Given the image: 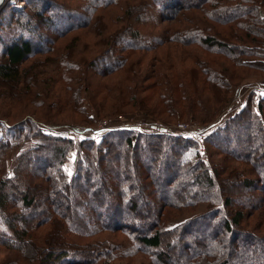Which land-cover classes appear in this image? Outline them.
I'll use <instances>...</instances> for the list:
<instances>
[{"label": "trees", "instance_id": "16d2710c", "mask_svg": "<svg viewBox=\"0 0 264 264\" xmlns=\"http://www.w3.org/2000/svg\"><path fill=\"white\" fill-rule=\"evenodd\" d=\"M23 1L25 6L7 0L0 9L1 95L20 89L18 85L23 84L25 78H30L28 85L34 82L36 67L48 60L47 56L33 58V53L48 55L56 50L60 56V51L62 54L66 50L56 45L58 37L81 27L101 34L109 25L117 27L120 22L125 24L121 37L127 39L119 55L125 49L138 47L156 52L159 45L170 40L196 39L205 47L218 48L230 61L224 64L226 74L202 59L189 70L191 76L204 74L212 84L222 87V92L211 88L214 100L224 102L227 99L224 94H234L239 89L238 84L224 76H233L242 68L264 70V0H137L135 4L136 0H80L81 9L60 8L73 12L69 17H75V11L80 10L81 16L63 27H59L60 22L50 26L54 32L52 37L44 34L41 27L54 24L50 16H59L56 12L50 13L53 2ZM186 11V19L192 24H164L165 20H173ZM148 13L150 18H144ZM145 23L154 26L150 35L155 44L151 46L142 44L145 36L140 29ZM222 26L230 36L240 34L239 43L223 38ZM40 38L44 39V45L37 44ZM120 59L101 66L102 75L118 67L128 69L123 56ZM64 63L57 59L55 67H65ZM164 80L169 86L178 83ZM25 90L29 92L30 86ZM179 92L186 96V89L180 88ZM31 93L29 96L36 97ZM164 93L165 106L169 109L175 102L174 92L168 89ZM87 99L90 102L88 96ZM191 101L194 103L197 99ZM245 101L238 112L203 138V143L191 141L165 127L151 131L116 128L102 132L97 140H74L46 132L39 125L51 123L30 116L0 125L3 126L0 160L8 149L26 146L18 153L12 174L0 177V244L18 249L30 264H57L59 260L63 264H110L118 256V248L125 244L131 256L146 252L150 264H229L233 259L230 257L240 251L234 264H264V197L256 204L249 205L243 200L235 203L238 198H244L240 191L239 195L232 196L238 190L234 192L224 181L226 175L236 177L240 170L237 164H247V169H242L245 178L238 186L252 185L264 192V95L251 91ZM78 102V91L74 90L71 98L67 95L59 104L81 112L83 107H79ZM205 122L210 123L205 129L215 126V122ZM238 131L237 140L232 134ZM201 144L205 146L204 151L200 150ZM73 149L76 151L74 170L68 174L63 163ZM160 157L159 171L153 172L154 163ZM126 158L136 163L139 160L141 169L137 171L132 165L127 168L132 162ZM211 158L216 159V163H212ZM35 161H39V165L33 167L36 171L32 173L34 169L30 171L29 165L34 163L35 166ZM28 172L34 175V180L26 181ZM152 174L164 175L161 184L151 186L147 182L146 178ZM15 185L21 191L20 198L14 201L17 208H8L10 189ZM52 188L56 196H66L67 191L74 188L75 196L68 206L70 211L67 204L55 207L40 202L37 211L29 212L41 193ZM145 191L158 199L153 212L144 210L142 195ZM101 199H104L102 203ZM201 203L205 205L204 210L196 212ZM248 205V211L244 212ZM187 211L192 215L168 224ZM123 212L128 215L125 217ZM46 222L51 223L48 231L37 232ZM99 233L113 236L119 233L123 240L115 246L107 236L98 237ZM166 233H171V238L163 241ZM239 235L245 238L244 245L238 244ZM188 237L189 244L186 243Z\"/></svg>", "mask_w": 264, "mask_h": 264}, {"label": "rangeland", "instance_id": "374dc122", "mask_svg": "<svg viewBox=\"0 0 264 264\" xmlns=\"http://www.w3.org/2000/svg\"><path fill=\"white\" fill-rule=\"evenodd\" d=\"M13 2L15 5L25 6L23 0H15ZM51 2H53L54 8L50 9V13L56 12L59 16L57 18L50 16L49 18H51V22L54 24L46 25L45 27H41V29L44 30V34H51L52 37L54 36V32L50 30V26H55L57 22H60L59 27H63L67 22H75L79 19L77 16H81L80 10L75 11V17H69L68 15L73 14V12H64L60 8H68L66 10L81 9L82 2L80 0H51ZM135 3H138L137 0ZM195 11L201 13L200 10ZM132 12L135 14L134 10ZM110 13L108 12L109 15ZM186 13L187 11L178 15L173 20H165L164 24L176 26L192 24L191 20L186 19ZM150 16L151 14L148 13L144 15V18H150ZM107 18V16L106 18L104 17L105 20ZM36 21L39 22V18H36ZM122 26H125L123 22H120L117 27L109 25V29L103 31L101 34H96L92 28H75L56 39L57 46H61L63 49L66 48V50L62 51V54L60 51V56H58L56 50L50 51L48 55H42L38 52L33 53V58L47 56L45 59L48 61L36 67L34 82L30 85H28L30 78L26 79L24 76V82L18 85L20 89H17V91L14 89L12 93L1 95L3 89L0 87V125H5L7 121L12 122L13 120L16 121L25 116H30L34 119L51 123L49 125H39L46 129V132L56 133L74 140L81 138L97 140L102 136V132L107 131V129L97 130V132H93V129L103 127H109L110 130L133 128L141 131H151L158 127H165L175 134H181L183 137L189 138L191 141L195 139L203 143V138H207L213 132V129L222 125L223 121L229 116L234 115L240 110L242 105L246 104L245 100L251 91H255L258 94L264 93V90L254 88V86L264 87V70L262 68L259 70L242 68L233 76H224L231 83L238 84L239 89L234 94L230 92L224 94L225 98H227L224 102H220L218 99L214 100L211 88H218L222 92V87L212 84L209 77L203 73L204 76L198 73V76L196 74L191 76L189 70L195 65L198 66L197 61L202 59L221 74H226L224 72V64L230 61L224 54L219 52L218 48L205 47L196 41V39L192 41L185 40L184 42L181 40H170L159 45L156 52L135 46L138 49H125L119 55V50L127 39H124V36L123 41L121 37L124 32ZM143 26L144 28L140 29L141 34L145 36L142 44L145 46L155 44L153 37L150 35L154 26H150V23H145ZM221 28L225 32L221 34L223 38L226 37L231 39V42L239 43L240 34L230 36L229 31L224 26ZM154 33H157V31H154ZM74 37L77 38L76 41L73 39ZM39 41L37 44L44 45V39L40 38ZM122 56L127 61L125 65L128 69H120L118 67L112 71H107L108 73H105L107 75H102L101 66L108 65V63L113 64L121 60L120 57ZM169 56L171 57L169 58ZM57 59L65 61V67H55ZM164 79H170L172 83L177 80L178 83H176V86H169ZM235 79L236 82H234ZM28 86H30V91L26 92L25 88ZM5 88L6 86H4ZM180 88L186 89V96L182 92H179ZM168 89L173 90L172 98L175 101L174 105L169 109L165 106L166 99L164 98V91ZM74 90L78 91V106L83 107V109H80L82 113L67 106L61 107L62 104H59L65 96L70 95L71 98ZM31 92L35 93L36 97L29 96V94H32ZM87 96L91 103L88 101ZM91 96L94 97L93 100L90 98ZM196 99L197 101L194 103L191 101ZM191 106L193 107L191 108ZM146 111L151 114L146 113ZM45 118L46 120H44ZM205 121L215 122V126L205 129L206 124H210ZM2 128L3 126H0V130ZM232 128H235V126L232 125ZM238 135H240L239 131L232 134L237 140ZM200 146V150L204 151L205 146L202 144ZM23 147L26 146L24 145ZM23 147H13L5 152L0 160V177L12 174L16 157ZM75 157L76 151L73 149L69 152L67 160L63 163V168L68 174H71L74 170L73 161ZM214 157L217 160L219 159L217 154H214ZM136 158L141 159V157ZM126 159L131 160L130 158ZM216 159L211 158V162L216 163ZM156 160V163H154L156 166L152 168L153 172L159 171V166L157 165L159 162L161 163V157ZM137 161L136 163L131 160L132 164L128 163L127 168L128 165H132L137 171L140 170L141 164L139 160ZM38 165L39 161H35V166L34 163H31L29 165L30 171ZM237 165L241 172L236 170L235 178H232L230 175H226L224 178L226 184L233 187L234 192L238 190L237 194L234 193L232 196L239 195L240 191L242 198H244H238L235 203H241L242 200L245 203L248 202L249 205L258 203L264 197V192L252 185L240 188L238 183L245 178V174L242 171L247 169V164L239 163ZM156 168L157 170H155ZM33 169L32 173H35L36 170L35 168ZM163 177L164 175L157 176L152 174L146 180L152 186L154 183L161 184ZM26 179V181H29V179L34 180V175L28 172ZM243 188L244 190H242ZM10 191L8 208L10 206L17 208L14 201L20 198L21 191L16 185ZM52 191L53 188L41 193V196L30 206L29 212L37 211L40 202H48V205L53 204L55 207H62L63 204H67L68 209V206L71 204V197L75 196L74 188L67 191L66 196L53 195ZM142 197L145 199L144 210L153 212L158 199L152 197L150 194H146V191ZM247 197L250 199L246 200ZM99 201L102 203L104 199ZM249 205L245 206L246 210L244 212L248 211ZM204 208V203H201L196 212H200ZM68 210L70 211V209ZM188 212L190 211L185 212L186 214L182 216L173 218L168 224L172 225L192 215V213ZM122 215L126 217L128 214L123 212ZM50 226L51 223L46 222L42 227L37 229V232L48 231ZM208 228L211 229V227ZM104 236L110 238L115 246L123 240V236L119 233L118 235L114 234V236L110 233H99L98 235V237ZM170 238L171 233H166L163 234L162 240L165 241ZM86 239L81 238V240ZM189 239L190 237L187 239V244H189ZM237 240L238 244L244 245L245 238L243 235H239ZM180 246L183 247L181 244ZM127 247L128 245L125 244L121 248H118V256L110 264H150V259L146 252H138L131 256L128 254L129 249ZM254 248L257 247L254 246ZM28 253L31 254V250ZM240 254L241 251L235 252L234 256L230 257L233 259L229 264H234L235 256H240ZM75 258L78 257L75 256ZM25 260L18 249L10 245L0 244V264H30ZM63 263L60 260L57 262V264Z\"/></svg>", "mask_w": 264, "mask_h": 264}, {"label": "built area", "instance_id": "2783aa9c", "mask_svg": "<svg viewBox=\"0 0 264 264\" xmlns=\"http://www.w3.org/2000/svg\"><path fill=\"white\" fill-rule=\"evenodd\" d=\"M9 1H10V2H13L14 0H9ZM263 85H264V84H263ZM255 87H256L257 89H259V90H264V87H262V86H254V88H255ZM105 128H106L107 130L109 129V127H103V128L93 129V132H95V131L97 132V130H103V129H105Z\"/></svg>", "mask_w": 264, "mask_h": 264}, {"label": "water", "instance_id": "95a60500", "mask_svg": "<svg viewBox=\"0 0 264 264\" xmlns=\"http://www.w3.org/2000/svg\"><path fill=\"white\" fill-rule=\"evenodd\" d=\"M7 0H0V9L3 7V5L5 4Z\"/></svg>", "mask_w": 264, "mask_h": 264}, {"label": "snow or ice", "instance_id": "6c2138e0", "mask_svg": "<svg viewBox=\"0 0 264 264\" xmlns=\"http://www.w3.org/2000/svg\"><path fill=\"white\" fill-rule=\"evenodd\" d=\"M262 95H264V93H262Z\"/></svg>", "mask_w": 264, "mask_h": 264}]
</instances>
